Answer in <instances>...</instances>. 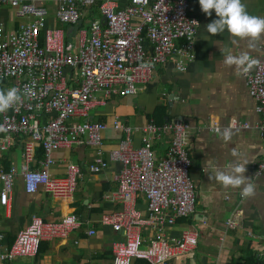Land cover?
<instances>
[{"label": "built area", "instance_id": "built-area-1", "mask_svg": "<svg viewBox=\"0 0 264 264\" xmlns=\"http://www.w3.org/2000/svg\"><path fill=\"white\" fill-rule=\"evenodd\" d=\"M54 1L0 0L22 19L18 29L12 31L0 23V90L15 87L22 95L20 104L0 114L4 129L0 131V153L10 150L14 137L24 138L20 170L24 190L37 193L43 188L57 200H73L85 173L81 167L69 165L65 177H54V153L75 146L94 149L88 173L102 172L111 162L121 165L117 192L104 196L121 208L101 218V224L123 235V241L112 246L113 263L146 260L168 264L173 258L191 254L198 244L195 230L184 231L173 242L166 236L168 228L195 209L188 152L190 125L179 122L158 126L151 121L131 128L115 119L113 129L123 138L107 160L102 135L109 127L89 117L92 110L105 106L112 97H134L144 92L156 69L171 58L177 70L188 69L195 58L193 43L199 27V20L189 13L194 0H128L122 7L117 0H103L99 6L102 19L92 21L88 29L81 28L75 44L66 41L64 30L48 26L50 12L46 5ZM91 5L90 0H61L56 18L74 26L81 20L82 9ZM260 50L261 57L253 58L257 64L245 77L256 114L263 118L258 130L264 140V46ZM98 95L103 98L99 100ZM80 119L84 122H78ZM208 129L218 134L217 126ZM136 134L141 135L139 148L134 147ZM163 136H171V144L166 156L157 160L153 148ZM33 175L41 179L35 181L34 190H29L28 178ZM255 176H264V158ZM16 177L14 168L0 169L1 206L10 203ZM139 196L145 200V210L139 207ZM80 226L76 214L59 222L33 216L10 247L0 246V261L36 257L44 241L66 239ZM235 227L234 220L225 222V229ZM146 229L152 231L147 241ZM88 234L94 236L96 231L91 229Z\"/></svg>", "mask_w": 264, "mask_h": 264}, {"label": "crops", "instance_id": "crops-1", "mask_svg": "<svg viewBox=\"0 0 264 264\" xmlns=\"http://www.w3.org/2000/svg\"><path fill=\"white\" fill-rule=\"evenodd\" d=\"M90 1L93 6L82 9L80 29H88L92 21L102 19L98 10L94 11V4L103 0ZM60 2L56 0L46 5L50 12L48 26L64 30L67 40L75 44L80 29L70 31L71 25L57 20ZM117 2L119 7L129 3L128 0ZM242 3L250 15L264 17V0H242ZM189 13L199 20V27L193 43L195 58L188 69L177 70L174 58L169 59L156 69L144 92L134 97L108 99L105 106L91 111L89 120L109 127L102 135L107 160L109 152L117 150L123 138L113 129L115 119L131 128H140L154 122L157 109H163L166 124L180 121L190 125L188 152L195 209L192 215L178 219L168 228L166 236L173 242L184 231L192 229L198 234V244L191 254L173 258L168 264H264V176H255V169L264 158V140L258 130L263 118L256 114V104L250 97L245 75H237L234 67L224 64L225 50L236 56L247 52L252 58H260L264 36L252 47L247 40L234 44L227 31L216 36L206 32V25L217 19L214 10L207 16L201 11L199 0H194ZM21 22L15 10L0 4V23L5 30H16ZM97 98L100 100L103 95ZM232 122L239 126L249 125V128H235L228 143L208 129L217 126L223 130ZM14 138L15 144L10 150L0 153V169L17 171L10 203L0 205V246L10 247L17 233L30 224L33 216H40L46 222H59L67 215L76 214L81 226L66 239L44 241L36 257L0 261V264H114L112 246L123 241V235L101 224V218L121 208L104 197L118 190L120 163L111 162L106 170L90 174L87 167L94 161V149L84 146L62 149L54 153L52 175L65 177L69 165L79 166L85 173L73 200H57L43 188L37 193H27L20 173L24 138ZM133 142L134 147L139 148L141 135L136 134ZM170 144L171 136L155 141L153 150L157 160L166 156ZM233 149L238 155H232ZM235 163L246 164L245 176L255 185V195L251 198H243L241 188L224 187L215 179H209L217 171H229V166ZM138 204L141 210L146 209L142 196ZM229 219L236 222V227L227 230L225 222ZM91 229L96 231L94 236L88 234ZM151 235L150 229L144 231L146 241ZM132 264L151 263L133 260Z\"/></svg>", "mask_w": 264, "mask_h": 264}, {"label": "clouds", "instance_id": "clouds-1", "mask_svg": "<svg viewBox=\"0 0 264 264\" xmlns=\"http://www.w3.org/2000/svg\"><path fill=\"white\" fill-rule=\"evenodd\" d=\"M201 11L207 16L212 15L214 10L217 19L206 25V32L209 35L216 36L227 31L233 37V43H238L240 40H247L249 47H252L254 42L264 36V17L250 15L242 0H199ZM224 64L229 67H234L237 75H246L256 64L247 52H242L236 56L230 51L225 50ZM22 102L20 91L15 88H9L6 91L0 90V114L6 113L9 109ZM234 124H230L223 130L216 129L225 143L231 141L234 134ZM0 126V131H3ZM233 156L238 155L233 149ZM246 165V164H245ZM239 163L229 166V171H217L214 177L224 187L241 188V196L245 199L255 195V185L251 183L250 178L245 176L246 167ZM39 175H33L28 178L29 190L35 189V181H39Z\"/></svg>", "mask_w": 264, "mask_h": 264}, {"label": "trees", "instance_id": "trees-1", "mask_svg": "<svg viewBox=\"0 0 264 264\" xmlns=\"http://www.w3.org/2000/svg\"><path fill=\"white\" fill-rule=\"evenodd\" d=\"M101 2L99 4H97V5L94 4V7L96 8L94 11H97L98 10V12H99V6H100ZM66 41L69 42L67 40V38H66ZM153 120L156 123V125H158V126H160V125L162 126V125L166 124V115L164 113V110L163 109H157L156 114L154 115V119Z\"/></svg>", "mask_w": 264, "mask_h": 264}, {"label": "water", "instance_id": "water-1", "mask_svg": "<svg viewBox=\"0 0 264 264\" xmlns=\"http://www.w3.org/2000/svg\"><path fill=\"white\" fill-rule=\"evenodd\" d=\"M81 26H82V21L80 20L76 25L72 26L70 31H76L77 32L80 29Z\"/></svg>", "mask_w": 264, "mask_h": 264}]
</instances>
